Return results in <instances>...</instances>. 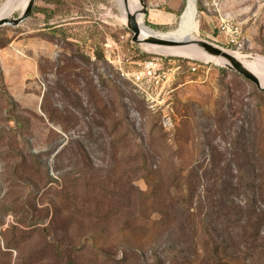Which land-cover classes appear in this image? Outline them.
I'll return each mask as SVG.
<instances>
[{"label":"rangeland","instance_id":"374dc122","mask_svg":"<svg viewBox=\"0 0 264 264\" xmlns=\"http://www.w3.org/2000/svg\"><path fill=\"white\" fill-rule=\"evenodd\" d=\"M62 1L56 29L0 26V264H264V92L170 54L174 77L135 86L121 72L162 53L116 0ZM198 3L195 38L262 62L264 0ZM140 4L167 32L185 0Z\"/></svg>","mask_w":264,"mask_h":264},{"label":"bare ground","instance_id":"6f19581e","mask_svg":"<svg viewBox=\"0 0 264 264\" xmlns=\"http://www.w3.org/2000/svg\"><path fill=\"white\" fill-rule=\"evenodd\" d=\"M28 0H5L0 6V18L10 17L13 11H22ZM117 5H119L121 17L125 19L126 15L133 14L136 19L137 25L140 29V37L146 36H155L162 39L175 40L178 42L184 43V45H167V46H156L153 44H143L145 47L162 53L170 54L174 56L181 57H192V58H201L204 60H212L218 64L225 65L226 61L221 57L208 56L204 51L199 48L197 45L189 44L188 41L195 38L192 35L193 23L195 20V0H185V6L182 10V13L179 18L178 26L175 30H168L167 32H160L152 29L148 25L142 23V14L139 13L141 4L138 0H116ZM19 13V14H20ZM188 43V44H187ZM227 51V50H225ZM229 54L234 55L239 61L240 55L234 51H227ZM258 60V59H257ZM262 62H255L252 65L246 64L243 61H240V64L243 65L247 70L253 73L259 80L260 84L264 86V58L261 59Z\"/></svg>","mask_w":264,"mask_h":264},{"label":"water","instance_id":"95a60500","mask_svg":"<svg viewBox=\"0 0 264 264\" xmlns=\"http://www.w3.org/2000/svg\"><path fill=\"white\" fill-rule=\"evenodd\" d=\"M35 0H28L26 5L24 6V10L22 13L17 15L16 17H2L0 18V26L3 25H11V26H18L21 21L26 19L30 11L32 9V5ZM126 0H123V2ZM140 3V0H138ZM128 29L132 32L131 40L133 42H136L138 44H153L156 46H167V45H184L182 42H178L175 40H169V39H162L155 36H146V37H140V29L139 25L136 23L135 16L133 14L126 15V24ZM189 44L197 45L199 48H201L205 54L208 56L213 57H221L226 61L224 68L228 70H232L236 72L238 75H240L243 79L254 84L257 89L261 92H264V86H262L258 80V78L251 73L249 70H247L243 65L240 64V61L232 54H229L224 49H221L220 47L212 44L211 42H207L205 40H202L200 38H193L191 41H188ZM187 43V44H188Z\"/></svg>","mask_w":264,"mask_h":264},{"label":"built area","instance_id":"2783aa9c","mask_svg":"<svg viewBox=\"0 0 264 264\" xmlns=\"http://www.w3.org/2000/svg\"><path fill=\"white\" fill-rule=\"evenodd\" d=\"M220 29L225 33L229 42H236L240 29L238 25L233 22L221 20ZM175 61H179V58L173 56H166L163 54H153L148 56L147 59L137 62V69H134L126 73L121 72L125 78L129 79L135 86L142 85L145 81H150L155 84L166 81L171 76L174 77L177 71L181 69L180 64H175ZM173 63V68L169 67ZM207 62L204 61H193L189 62L187 70L190 73H199L198 78L206 77L210 71L208 66H205Z\"/></svg>","mask_w":264,"mask_h":264},{"label":"trees","instance_id":"16d2710c","mask_svg":"<svg viewBox=\"0 0 264 264\" xmlns=\"http://www.w3.org/2000/svg\"><path fill=\"white\" fill-rule=\"evenodd\" d=\"M36 1V0H35ZM45 3H49V4H52L53 6H55V8H49L47 6H36L35 4L32 5V9L30 11V14L29 16L33 13V12H38V13H42L43 14V19L44 21V24L49 27V28H52V29H56V26L57 25H60L62 22H64L62 19H56L54 20L53 22H47L48 19L52 18L53 15L59 10V6L58 5H61L64 4L62 0H43ZM196 3H197V8L199 9V3H198V0H196ZM56 9V10H55ZM145 25H148L149 27H151L152 29H155V28H159L158 26L154 25H150L148 24L147 22H145ZM98 57H100V55L98 54ZM225 71V68H222L221 69V72H224Z\"/></svg>","mask_w":264,"mask_h":264}]
</instances>
